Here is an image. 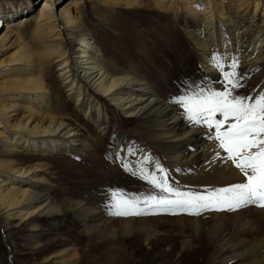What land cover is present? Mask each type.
<instances>
[{"label": "bare ground", "instance_id": "obj_1", "mask_svg": "<svg viewBox=\"0 0 264 264\" xmlns=\"http://www.w3.org/2000/svg\"><path fill=\"white\" fill-rule=\"evenodd\" d=\"M41 1L17 0L14 6L10 3L0 7V212L5 224L18 225V228L26 225L30 237L36 233L35 237L40 238L41 217L61 216L62 210L52 198L51 185L43 173L48 168L44 160L59 154L76 157V143H80L82 137L92 138L89 130L81 129V125L70 118L71 111L83 114L95 127V132H100L90 130L95 134L92 135L94 148L109 124L108 115L115 111L126 118H151L146 134L171 171L177 166L187 169L205 163L207 170L210 169L208 172H214L224 165L214 158L218 151L215 149L219 147L217 133L208 127L193 126L179 113L169 110L148 81L121 69L113 61L114 55L106 54L90 37L83 7L87 4L124 9L149 6L165 18L172 15L185 25H193L196 34L187 28V38L198 63L204 71L219 76L222 73L213 66L214 56L224 65V71L229 72L234 61L237 71L253 67L261 60L264 0ZM161 28L160 36L167 35L171 43L176 41L174 33ZM52 66H56V76L64 85V92L71 95L74 107L70 112L68 107L58 105L55 84L49 79ZM113 140L116 147L124 149L126 146V139L122 143L115 136ZM194 144H199L197 152ZM94 153L92 151L91 155ZM25 155L32 160L22 164L20 161ZM153 158L151 155L145 160L149 168L154 166ZM224 163L231 166L226 160ZM227 172L236 174L234 167ZM237 180H242L239 174ZM123 186L119 189L125 192ZM134 190L136 186L130 189ZM77 205L87 215L99 216L100 223L111 233L112 241L116 240L115 232L120 240L133 245L144 236L147 240V236L161 231L155 214L154 217L108 219L106 214L90 210L81 201ZM257 207L249 205L230 213H213L217 220L210 223L206 233L203 227L208 225L205 226L201 216L175 219L191 226L190 230L185 227L184 234L179 232L182 249L187 251L185 255L198 257L207 250L206 245L217 244L220 251L216 258L223 264L263 263L264 209ZM112 221L116 224L109 227ZM39 242V239L34 240L35 244ZM61 245L39 247L34 257L42 263L70 264L77 256V249L73 244Z\"/></svg>", "mask_w": 264, "mask_h": 264}, {"label": "rangeland", "instance_id": "obj_2", "mask_svg": "<svg viewBox=\"0 0 264 264\" xmlns=\"http://www.w3.org/2000/svg\"><path fill=\"white\" fill-rule=\"evenodd\" d=\"M16 2L17 0H0V7H7L10 3L14 6ZM81 4L80 6H82ZM151 10L149 6L139 9H124L104 7L100 4H96L94 7L92 4H87L83 7V13L88 18L87 26L92 40L97 41L106 54H113V61L121 69L148 81L155 88L158 99L164 105L166 104L169 110L179 113L184 120L194 126L195 124L187 118L185 108L177 102V98L186 94H194L201 88L223 91L226 82H223L222 74L216 76L211 72H206L198 63L191 42L187 38V28L196 34V27L185 25L183 21H177L172 15L165 18L158 14L159 12ZM159 26L165 27L168 33H174L176 41L171 43L167 35L160 36L163 28ZM27 36L28 34L25 35V37ZM245 53L246 51H244ZM52 67L53 71L50 73L49 79L55 84V94L59 97L58 105L68 107V112H70V109L74 107L71 95L64 92L65 87L56 76V66ZM235 72L243 86L236 89L234 95L255 98L264 92V50L261 60L257 64L249 68H238ZM228 86L230 87V85ZM70 114V118L76 120L81 125V129L89 130L92 138L82 137L80 143H76V157L71 154H59L44 160L48 168L43 173L49 180L51 196L56 200V205L61 208L62 214L59 218L41 217L42 228L39 233L41 237L36 238V233L30 237L31 232L26 225L23 228L21 226L18 228V225L5 224L0 212V264H50L37 261L34 253L39 247H50L52 244H62L61 247L73 244L76 247L77 256L70 264H223L216 258L220 251L217 244L206 245L207 250L198 257L188 258L185 255L187 251L182 249L180 235L187 231L186 226L189 230L191 226L185 221L178 222L175 219L185 220L182 216H196L195 214L191 215L190 212H182L179 209L169 211L146 209L145 214L127 216L154 217L155 214L161 224V231L158 235L147 236V240L143 235L141 241L130 245L127 240L125 242L120 240L117 232H115L116 240L112 241L111 233L107 231L108 228L106 229L103 223H100L99 216L87 215L83 209L78 208L77 204L78 201H81L87 204L86 206L90 210L95 209V212L106 214L108 219L119 218L120 216L110 214L111 193L114 190H120L122 185L125 189L123 193L127 194L126 198H131L133 195L142 198L144 195L158 193L159 190L154 189L148 181L141 179L138 174H133L139 173L141 169L148 172L157 171V164L163 169V173L157 171V176L166 175L168 182L173 187L184 191L204 192L244 182L245 178L227 158L228 153L225 149L219 145L215 149L218 151L214 158L224 165L221 164L222 167L215 168L214 172H208L210 169L207 170L205 163L187 169L177 166V168L173 167L174 169L171 171L172 168L165 166L158 148L152 145L146 134L149 130L148 125L152 122L151 118H140L139 116L126 118L118 112L112 111L108 115L109 124H106L105 132L101 133V140L95 142L94 145L98 146L94 148L92 135H95L93 133L95 127L88 119L83 118V114L72 111ZM220 118L222 120L223 115L216 113L213 122ZM231 122L233 120L229 118L228 123ZM198 126L200 128L204 126L203 129L208 127L213 133H216L214 126L209 127L204 123L198 124ZM91 129L93 132L90 131ZM95 133L99 134L100 132ZM115 136H118L122 143L126 139L124 149L114 146ZM87 145L90 147L88 148ZM198 145L194 144L196 152L199 149ZM130 149L131 151H129ZM92 151L95 152L93 155H91ZM117 154L123 161L135 167L125 170L122 160L117 159ZM151 155L154 157V166L149 168L145 160ZM22 158L23 160L20 161L22 164L32 160L27 155ZM225 160L231 166L226 165ZM230 167H234L236 174L227 172ZM237 173L242 179L240 182L237 180ZM135 186L137 190L130 191ZM141 186L144 188L141 189ZM140 206L143 207V204ZM262 208L264 209V207ZM215 209L203 210L198 215L203 218L205 226L208 225L203 227V230H206L205 233L213 220H217L213 213L232 212ZM53 219L56 220L53 221ZM111 223L109 227L116 224L115 221ZM35 239H39L40 242L35 244ZM68 241H70L69 245L66 244Z\"/></svg>", "mask_w": 264, "mask_h": 264}, {"label": "snow or ice", "instance_id": "obj_3", "mask_svg": "<svg viewBox=\"0 0 264 264\" xmlns=\"http://www.w3.org/2000/svg\"><path fill=\"white\" fill-rule=\"evenodd\" d=\"M213 61V66L220 70L224 77L225 89L213 91L201 88L194 94L180 96L177 102L185 108L187 118L193 124L214 126L219 146L226 150L227 158L245 178L244 182L204 192L184 191L173 187L166 175L157 176V171L163 173V169L157 164V171L148 172L141 169L139 173L133 174H138L159 192L144 195L142 198L135 195L126 198L127 194L122 190H114L111 193V215H142L146 209H179L199 215L201 211L209 208L234 211L249 205L264 207V92L255 98L234 95L236 89L243 86L234 70L236 62L231 65L233 71L229 72L224 71V65L217 57L214 56ZM216 113H221L224 118L213 122ZM229 118H232L233 122L228 123ZM117 159L122 160L125 170L135 167L123 161L119 154Z\"/></svg>", "mask_w": 264, "mask_h": 264}]
</instances>
